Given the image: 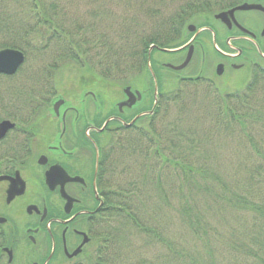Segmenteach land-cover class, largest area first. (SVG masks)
I'll return each instance as SVG.
<instances>
[{
    "label": "trees",
    "instance_id": "obj_1",
    "mask_svg": "<svg viewBox=\"0 0 264 264\" xmlns=\"http://www.w3.org/2000/svg\"><path fill=\"white\" fill-rule=\"evenodd\" d=\"M7 1L12 0H0V37L5 39L0 49L24 53L32 38L29 35L38 31L45 44L38 51L53 43L57 56L69 58L103 84L117 83L114 81L132 59V66L142 71L150 45H164L157 43V38L137 33L132 42L128 39L127 44L119 43L114 49L96 36L89 38L91 27L79 24L63 37L45 0H24L25 9L11 13L3 10ZM155 1L143 0L149 3L145 8H153ZM210 1L181 0L177 13L157 27H164L166 37L178 35L186 20L207 12ZM159 2L168 5L170 0ZM146 13L151 20L153 12ZM151 64L157 79L160 67H155L154 60ZM258 64L251 68L244 88L232 93L221 92L204 76L176 75L169 89H162L157 79L158 101L151 115L140 117L129 127L114 126L97 134H108L96 139L102 208L94 220L95 249L84 254L79 264H264V150L255 137L256 128L264 129V62ZM9 104L3 109L11 107ZM171 105L179 111L173 116ZM27 107L24 114L10 112L20 116L22 130L18 132L25 139L12 152L3 150L0 141V164H15L30 151L35 135L33 115H43L37 101H21L19 110ZM236 129L247 147L245 155L236 154L237 158L244 155L238 173L230 166L223 167V153L214 151L218 141L235 134ZM115 135L125 136L128 153L122 154L119 142L113 140ZM226 156L231 165L234 156ZM172 211L183 226L178 233L171 230L176 226ZM228 219L232 223L222 235L214 223Z\"/></svg>",
    "mask_w": 264,
    "mask_h": 264
},
{
    "label": "rangeland",
    "instance_id": "obj_2",
    "mask_svg": "<svg viewBox=\"0 0 264 264\" xmlns=\"http://www.w3.org/2000/svg\"><path fill=\"white\" fill-rule=\"evenodd\" d=\"M23 2L24 0L7 1L3 3V5L7 3V8H3V10L7 11V13L18 12L20 11V7L25 9ZM45 2L46 5H48L47 9L51 13L53 22L61 27L63 31L61 35H63V37L68 31L70 33L74 32L76 30L74 26L79 24L80 26L91 27L93 33L89 35V38L96 36L97 40L104 41L109 47L113 45L114 49L117 45L119 46V43L121 45L127 44L128 39L132 42L135 37L137 38V33L141 34V36L148 35L147 37L149 38H157V43L164 44L161 48L175 47L181 41L187 39V37L183 39L176 35L166 37L167 35L163 30L164 27H157L160 22L171 18L177 13L178 8L176 9V7L181 4V0H170L168 5L156 0L151 4L153 8L150 9L145 8L146 4L149 5V3H144L143 0H97L96 2L95 0H45ZM225 2H228V0ZM49 8H51V10ZM145 9L146 11L150 10L153 12L151 20L146 17L150 15L146 13ZM253 14V12H250L242 16L246 24L252 25L253 17L251 16H253ZM195 16H198V14L193 17ZM201 16L194 18L192 21L197 22L202 20L203 17ZM15 21L18 25L22 23V21L19 23L18 19ZM29 23L33 24L31 20ZM131 32L132 35L134 34L133 38H130ZM37 33L38 31L31 32L29 35L32 38L28 39L30 44L26 48L27 51L24 52L25 60L18 71L10 78L0 77V118L9 119L14 122L17 121L16 124L20 126V116H14L10 112L16 110L15 112H22L24 114V112L28 110V107L25 108V111H20L21 101L24 102L28 99L37 101L41 104L38 111L43 116L35 118L33 115L36 122L35 128L37 138L39 139L38 141H40L39 144L38 142L36 143L37 145L35 147L37 150H34L33 153H35V155L38 153L54 155L55 150L53 147L61 146L70 151L71 155L61 154L60 159L64 162L71 163V167L72 164L80 163L82 164V169L85 170V165L88 164L91 157V153L88 152L89 146L91 148V144L87 139V142H85L81 141L80 137L73 138L76 134L71 132V128L69 129V121L78 119V122L81 124H83V122L92 121V123H96V126L99 127L103 123L104 117L110 115L112 111L114 112L117 103L125 99L123 93V89L126 87L125 83H131L132 85L129 86L132 89H138L140 91L143 89L144 93L149 91L151 80L149 78L150 76L147 74V67H143L142 71L139 72L132 66L134 63L132 59L124 69V72L120 75L121 77H119L117 81H114L117 83L103 84L96 76L92 74L89 75L82 70L84 68H80L69 58L57 56L58 53L56 54L55 51L57 49L53 43L47 44L43 50L38 51L42 45L45 46V44L44 40H42L41 36L37 35ZM3 41H5V39L0 37V43ZM204 48V53L201 55L202 60L198 53L194 59H192L190 65L182 70L180 74H192L195 76L198 72H201L207 77L214 78L215 86L223 93H232L243 89L244 84L249 78L246 72L250 71V69L236 70L235 72H232L234 70H229L227 75L222 76L220 79H215L214 70L216 60L211 43ZM102 49L106 51L105 47H102ZM150 59L154 60L155 67H160V76L157 74V79L161 83L160 87L162 89L172 88L174 85L173 78L176 74L165 67H161V64L168 63L172 59L171 64L175 63L177 57L173 54L161 53L154 50L150 54ZM49 64L53 65V68L46 66ZM44 80L46 84L42 85ZM121 84L123 85L120 86ZM205 84L206 83H201V85ZM45 89H47L48 92L45 91ZM46 92L48 94H46ZM90 93L94 95L91 96ZM49 98L50 100L48 103L45 101L43 102V100ZM59 98L64 100V104L60 106L59 114L55 115L52 111V105ZM149 98L150 93H147L146 100L143 102L142 106L149 105ZM6 104H9L12 108L6 107L3 109ZM16 106H19L18 109H16ZM171 108L169 113L173 116V114L178 111V107L171 105ZM64 111H66V113L64 120L65 128L63 130L60 119H62L61 113ZM133 111L134 109H132V107L129 108V110H125L127 121L131 118V113H133ZM114 125L115 123L111 122L108 127L112 128ZM21 127L24 126L21 124ZM18 129L17 131L22 130L20 127ZM59 131L61 133L57 137L56 133ZM105 133L107 132L105 131ZM105 133L103 132L100 137L103 135L104 138H106L108 134ZM100 137L96 135V139ZM124 137L125 136L115 135L113 138L114 142H119V145L122 147V154L129 152L127 150L128 143ZM241 137V133L239 134V130L236 129L235 134H227V138L220 139L218 141V146L214 149L215 152L223 153L221 165L223 167H232V171L235 173H238L237 167H239V161L247 151V147L245 148L243 145ZM255 137L259 141L260 149L264 150V129L256 128ZM22 138L25 139V136H18L15 132H10L3 141L4 144L2 145V149L8 152L18 149L23 143ZM83 139L85 140L84 137H82V140ZM70 147H74L75 149L70 150ZM241 153H244V155L237 158L236 154ZM226 154L232 155L235 158V161L231 165L228 164ZM120 181L124 180L121 179ZM87 199L88 196L83 195V200L87 201ZM172 215L176 220V226L171 227V230L178 233L183 226L178 221V215L173 211ZM229 223H232L230 219H228L226 223L217 222L214 224L223 235L227 231ZM235 225L236 222L232 224V226ZM89 249L90 247H87L86 250ZM61 259L60 255L57 261H51L50 264H68L65 261L62 262Z\"/></svg>",
    "mask_w": 264,
    "mask_h": 264
},
{
    "label": "flooded vegetation",
    "instance_id": "obj_3",
    "mask_svg": "<svg viewBox=\"0 0 264 264\" xmlns=\"http://www.w3.org/2000/svg\"><path fill=\"white\" fill-rule=\"evenodd\" d=\"M213 1H210L206 15L196 16L203 17L202 20L185 21L186 29L180 30L178 35L187 39L181 41L173 53L177 57L173 64L184 60L190 46L192 60L198 53L202 55L204 47L211 43L215 65H222L223 74L227 75L229 70L258 67L259 62H264V11H236L234 18L238 25L232 18L226 23L215 14L242 3L264 8V0H231L219 7L221 1ZM250 12L254 13L252 25L242 19ZM188 24L191 28L187 27ZM123 113L120 112L121 115ZM119 118L124 119L122 116ZM69 122V129L76 134L73 138L80 137L81 141L88 140L91 144L88 149L91 157L85 170L80 163L71 167V163L60 159L61 154L71 155L61 146L53 147L54 155H35L36 143L40 142L37 139L32 142L34 149L27 151L17 163L0 164V177H3L0 179V264H44L47 259L49 264L57 261L60 255L62 262L79 264L81 257L93 248L96 239L93 233L97 226L94 220L98 219L102 208V193L96 175V149L86 136V130L93 142L99 133L95 125L81 124L78 119ZM74 149L70 147V150ZM51 168L53 178L47 184L45 174ZM83 195L88 196L87 201L83 200ZM79 247L80 251L70 256ZM87 247L90 249L86 250Z\"/></svg>",
    "mask_w": 264,
    "mask_h": 264
},
{
    "label": "water",
    "instance_id": "obj_4",
    "mask_svg": "<svg viewBox=\"0 0 264 264\" xmlns=\"http://www.w3.org/2000/svg\"><path fill=\"white\" fill-rule=\"evenodd\" d=\"M251 9H257V10L264 11V8H262L260 5L243 3L242 5H239L233 9L216 14V18H220L222 21L227 23L229 22V17H230L238 25V23L236 22L233 16V13L236 10H251ZM189 28H191V26H189ZM242 30H244L245 32H248L247 30L243 28ZM190 57H191V46L189 48V51L187 53V56L184 62H182L180 65H177V66L170 65V64H168V66L174 70H180L189 62ZM23 61H24V54L19 50L9 49V48L0 50V73L6 74V75L14 74ZM222 69H223L222 65L219 64L216 68V73L221 74ZM123 91L125 93L126 99L118 103L117 106L119 109H121L123 106L131 107L136 102V100H139L141 97L138 91H136V95L134 96V92L131 91L130 87L124 88ZM63 102H64L63 99H58L53 104V110L56 114H58V109L60 105L63 104ZM13 127H14V123H12L10 120L1 121L0 122V139L3 138L5 134L7 133V131L9 129H12ZM51 170L52 168L45 174L47 184H50L51 179L53 178V172ZM1 178L3 177H0V179ZM67 179H69V177H67ZM78 251H79V248L76 251H74L73 254H76Z\"/></svg>",
    "mask_w": 264,
    "mask_h": 264
},
{
    "label": "bare ground",
    "instance_id": "obj_5",
    "mask_svg": "<svg viewBox=\"0 0 264 264\" xmlns=\"http://www.w3.org/2000/svg\"><path fill=\"white\" fill-rule=\"evenodd\" d=\"M136 95V91H134V96ZM140 115L142 116V117H144V116H148V115H150L147 111H145V110H141V112H140Z\"/></svg>",
    "mask_w": 264,
    "mask_h": 264
}]
</instances>
